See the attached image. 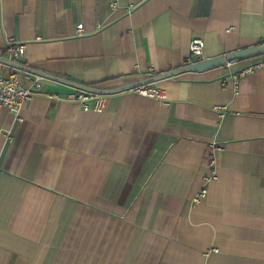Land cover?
<instances>
[{"label": "crops", "instance_id": "1", "mask_svg": "<svg viewBox=\"0 0 264 264\" xmlns=\"http://www.w3.org/2000/svg\"><path fill=\"white\" fill-rule=\"evenodd\" d=\"M195 38L263 44L264 0H0L1 57L89 86L185 67ZM155 85L96 112L45 79L0 110V264H264V55Z\"/></svg>", "mask_w": 264, "mask_h": 264}, {"label": "built area", "instance_id": "2", "mask_svg": "<svg viewBox=\"0 0 264 264\" xmlns=\"http://www.w3.org/2000/svg\"><path fill=\"white\" fill-rule=\"evenodd\" d=\"M144 1V0H140ZM114 7L116 5H113ZM83 31V25H78V32ZM205 43L202 39L195 38L190 44V55L186 58L187 65L204 60ZM26 52L24 44L16 45L9 42L6 47V59L19 61V58ZM14 69V68H13ZM45 78L27 71L14 69L11 73L4 72V65L0 64V110L7 109L13 112L18 119L23 108L38 94L43 87ZM139 94L163 102L166 99L165 91L155 84L135 89ZM108 95H96L81 90H76L66 97L65 100L74 101L81 104L84 111H102L107 103ZM21 120V119H20ZM213 150H220L219 147L211 146ZM212 156H214L212 154ZM210 158L211 168L216 166V159ZM215 172H212L210 178H214ZM207 191L204 190L203 194Z\"/></svg>", "mask_w": 264, "mask_h": 264}, {"label": "water", "instance_id": "3", "mask_svg": "<svg viewBox=\"0 0 264 264\" xmlns=\"http://www.w3.org/2000/svg\"><path fill=\"white\" fill-rule=\"evenodd\" d=\"M261 55H264V43L261 45L243 49V50H240L234 53L226 54L224 56L217 57L214 59L203 60V61L191 64V65H187L185 67H182L176 70H172V71L165 72V73H160V74H157L151 77L142 78L139 81H135V82H132V83H129L123 86L115 87V88H103V87L85 85L82 83L71 81L69 79L58 77L56 75L41 71L34 67L25 65L21 62L9 60L1 56H0V64L10 67V68L27 71L33 74L40 75L44 77L45 79H50V80L63 83L77 90L85 91V92L96 94V95H112V94H118V93L129 91V90H135L139 87L146 86L149 84H156L157 82L161 80L174 77V76L186 73V72H205V71L221 68L225 66L226 64H229L236 60L248 59V58H253V57H257Z\"/></svg>", "mask_w": 264, "mask_h": 264}]
</instances>
